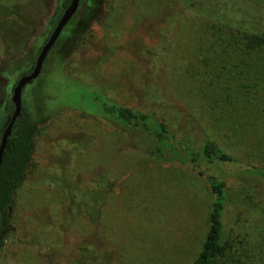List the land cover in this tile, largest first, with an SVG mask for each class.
<instances>
[{
	"label": "rangeland",
	"instance_id": "374dc122",
	"mask_svg": "<svg viewBox=\"0 0 264 264\" xmlns=\"http://www.w3.org/2000/svg\"><path fill=\"white\" fill-rule=\"evenodd\" d=\"M219 1L232 13L249 10L245 0ZM28 3L26 12L36 1ZM61 11L60 0H45L23 51L0 60V127L13 84L31 69ZM104 99L152 114L194 149L209 138L237 159L199 162L226 185V248L215 264H264V181L243 171L264 165V42L176 0L79 1L21 91L37 124L33 171L0 215V264H66L83 241L85 264H94L95 243L111 251L107 264L192 263L207 229L204 179L150 155L145 134L90 117ZM180 143L173 145L183 151ZM74 180L109 189L98 218L93 208L91 220L78 218L71 230L74 207L62 183ZM242 186L256 197L238 193Z\"/></svg>",
	"mask_w": 264,
	"mask_h": 264
},
{
	"label": "trees",
	"instance_id": "16d2710c",
	"mask_svg": "<svg viewBox=\"0 0 264 264\" xmlns=\"http://www.w3.org/2000/svg\"><path fill=\"white\" fill-rule=\"evenodd\" d=\"M28 1L30 0H13L8 4L0 3V60L12 58L21 53L37 25L38 16L43 10L45 0H35L36 3L31 4V8L27 9L30 12H26L25 6L29 5ZM68 2L69 0H60V7L63 9ZM176 2L187 12L201 15L219 26L232 28L238 33L248 34L254 40L264 42V6L245 0L247 4L245 6L249 8L248 12L232 13L227 10L226 4L222 6L219 0H176ZM47 36L43 39L42 44ZM61 72L68 80H74L65 74L67 72L64 69ZM11 109L12 104L10 103V112ZM90 117L111 123L129 133L145 134L152 138L148 150L150 155L164 158L165 161H174L186 165L204 179L211 194L207 214V229L199 251L191 264H215L217 257L226 248L221 220L224 202L226 201V185L221 178L200 169L199 162L231 163L237 162V159L209 138L203 139L198 148L194 149L185 142L178 141L173 132L152 114L118 104L113 100L104 99L100 101L98 111L91 113ZM3 127L4 125L0 127V134ZM36 129V122L32 120L30 112L21 102L19 114L6 138L0 160V215L12 202L14 191L23 184L26 173L33 171L31 161ZM175 142H182L180 144L183 146V151L173 145ZM243 171L244 174L264 181V165L250 164ZM60 175L65 176L64 173ZM79 185L81 184L77 180L67 185L62 183V190L67 196V201L74 207L71 230L78 218L91 220L88 211L93 208H95L94 220L98 218V209L104 204L109 189V183L100 180L94 181L88 187ZM238 193L243 194L245 198L256 197V194L243 186L240 187ZM92 225L95 228L97 226V224ZM1 244L2 239L0 237V246ZM97 244H90L92 246L90 252L94 255L93 262L94 264H107L111 251H103L102 244ZM88 246L89 243L85 241L79 244L77 249L67 258L66 264H85Z\"/></svg>",
	"mask_w": 264,
	"mask_h": 264
},
{
	"label": "water",
	"instance_id": "95a60500",
	"mask_svg": "<svg viewBox=\"0 0 264 264\" xmlns=\"http://www.w3.org/2000/svg\"><path fill=\"white\" fill-rule=\"evenodd\" d=\"M79 1L80 0H69L68 4L62 9L57 21L55 22L54 26L49 32L46 40L40 46L31 69L27 73L19 76L12 86L11 95H10V102L12 104V109L0 134V160H1L3 148L5 146L6 138L9 135L11 126L15 118L18 116L21 108L22 88L24 87L25 84L35 79L40 73L42 62L48 50L53 45L61 29L69 21L71 16L76 11Z\"/></svg>",
	"mask_w": 264,
	"mask_h": 264
}]
</instances>
